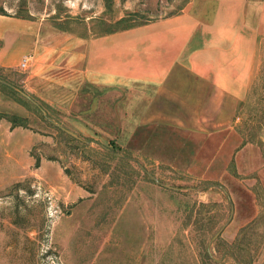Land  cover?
<instances>
[{"label":"rangeland","instance_id":"1","mask_svg":"<svg viewBox=\"0 0 264 264\" xmlns=\"http://www.w3.org/2000/svg\"><path fill=\"white\" fill-rule=\"evenodd\" d=\"M184 1L0 0V14L95 36ZM259 54L225 104L0 66L40 107L0 83V264H207V249L244 264L243 245L264 264V38Z\"/></svg>","mask_w":264,"mask_h":264},{"label":"crops","instance_id":"2","mask_svg":"<svg viewBox=\"0 0 264 264\" xmlns=\"http://www.w3.org/2000/svg\"><path fill=\"white\" fill-rule=\"evenodd\" d=\"M262 38L264 0H185L177 11L95 36L0 14V66L29 54L28 77L137 88L191 105L238 103L260 71Z\"/></svg>","mask_w":264,"mask_h":264},{"label":"water","instance_id":"3","mask_svg":"<svg viewBox=\"0 0 264 264\" xmlns=\"http://www.w3.org/2000/svg\"><path fill=\"white\" fill-rule=\"evenodd\" d=\"M0 83L13 89L14 91H16L17 93H19L21 96H23L24 98L28 99L30 102H32L34 105H36L37 107L38 104L27 94L25 93L22 89H20L19 87L13 85L12 83L4 80V79H1L0 78ZM40 109V107H39ZM44 113V111H42ZM60 129H62L64 132H66L67 134L71 135L72 137H75L77 139H79L80 137L77 136L75 133H73L72 131L62 127V126H58ZM156 182H157V179L154 177V176H151ZM223 229V226L216 232V234L213 236V238H216V236H218V234L220 233V231Z\"/></svg>","mask_w":264,"mask_h":264},{"label":"trees","instance_id":"4","mask_svg":"<svg viewBox=\"0 0 264 264\" xmlns=\"http://www.w3.org/2000/svg\"><path fill=\"white\" fill-rule=\"evenodd\" d=\"M128 27H130V26H128ZM124 28H126V27H124ZM5 87L8 88L13 94H18L20 97L24 98L23 96H21L19 93H17L13 89H11L7 86H5ZM25 100H27V99H25ZM255 223H256V220L253 221V224H255ZM240 249H241V252L243 255H248V258L246 259V263H244V264H251V260L249 259V253H248L247 245H243ZM205 258L207 259V264H221L220 262L213 260L211 258V256L208 255V249H207V253H205ZM240 264H243V263L240 261Z\"/></svg>","mask_w":264,"mask_h":264},{"label":"built area","instance_id":"5","mask_svg":"<svg viewBox=\"0 0 264 264\" xmlns=\"http://www.w3.org/2000/svg\"><path fill=\"white\" fill-rule=\"evenodd\" d=\"M31 56L29 54L23 55L18 63V66L22 69H26L29 66Z\"/></svg>","mask_w":264,"mask_h":264}]
</instances>
